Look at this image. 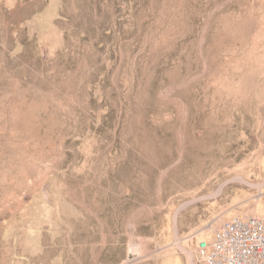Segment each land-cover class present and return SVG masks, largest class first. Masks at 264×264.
Segmentation results:
<instances>
[{
	"label": "rangeland",
	"instance_id": "1",
	"mask_svg": "<svg viewBox=\"0 0 264 264\" xmlns=\"http://www.w3.org/2000/svg\"><path fill=\"white\" fill-rule=\"evenodd\" d=\"M47 8L0 0V264H151L264 216V0Z\"/></svg>",
	"mask_w": 264,
	"mask_h": 264
},
{
	"label": "built area",
	"instance_id": "2",
	"mask_svg": "<svg viewBox=\"0 0 264 264\" xmlns=\"http://www.w3.org/2000/svg\"><path fill=\"white\" fill-rule=\"evenodd\" d=\"M198 264H264V216L237 215L197 242Z\"/></svg>",
	"mask_w": 264,
	"mask_h": 264
},
{
	"label": "crops",
	"instance_id": "3",
	"mask_svg": "<svg viewBox=\"0 0 264 264\" xmlns=\"http://www.w3.org/2000/svg\"><path fill=\"white\" fill-rule=\"evenodd\" d=\"M48 8L46 12L41 13L40 19L42 22L48 19V23L55 19L60 12L61 3L63 0H46ZM42 17V18H41ZM151 264H198L194 251L184 253L183 251H168L165 256L154 260Z\"/></svg>",
	"mask_w": 264,
	"mask_h": 264
}]
</instances>
